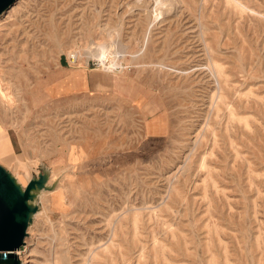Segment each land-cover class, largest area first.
Instances as JSON below:
<instances>
[{"label": "rangeland", "instance_id": "obj_1", "mask_svg": "<svg viewBox=\"0 0 264 264\" xmlns=\"http://www.w3.org/2000/svg\"><path fill=\"white\" fill-rule=\"evenodd\" d=\"M0 163L23 264H264V0H17Z\"/></svg>", "mask_w": 264, "mask_h": 264}, {"label": "water", "instance_id": "obj_2", "mask_svg": "<svg viewBox=\"0 0 264 264\" xmlns=\"http://www.w3.org/2000/svg\"><path fill=\"white\" fill-rule=\"evenodd\" d=\"M17 0H0V16ZM47 171L32 177L26 187L0 163V264H23L17 252L25 243L28 227L39 209L38 191L48 188Z\"/></svg>", "mask_w": 264, "mask_h": 264}, {"label": "bare ground", "instance_id": "obj_3", "mask_svg": "<svg viewBox=\"0 0 264 264\" xmlns=\"http://www.w3.org/2000/svg\"><path fill=\"white\" fill-rule=\"evenodd\" d=\"M99 48H100V47H99ZM17 252H18L19 254H21V253H22L21 248H20L19 250H17Z\"/></svg>", "mask_w": 264, "mask_h": 264}]
</instances>
